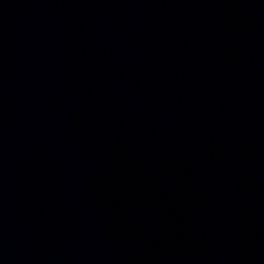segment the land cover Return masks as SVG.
I'll list each match as a JSON object with an SVG mask.
<instances>
[{
	"label": "water",
	"instance_id": "obj_1",
	"mask_svg": "<svg viewBox=\"0 0 264 264\" xmlns=\"http://www.w3.org/2000/svg\"><path fill=\"white\" fill-rule=\"evenodd\" d=\"M0 264H264V0H0Z\"/></svg>",
	"mask_w": 264,
	"mask_h": 264
}]
</instances>
